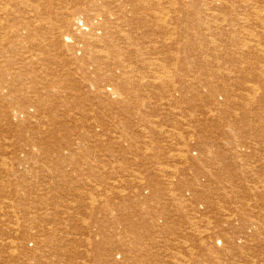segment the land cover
I'll list each match as a JSON object with an SVG mask.
<instances>
[{
    "label": "rangeland",
    "instance_id": "rangeland-1",
    "mask_svg": "<svg viewBox=\"0 0 264 264\" xmlns=\"http://www.w3.org/2000/svg\"><path fill=\"white\" fill-rule=\"evenodd\" d=\"M90 1L100 0H41L40 10L36 9L38 0H0V8L8 11L16 5L9 15L0 16V23L8 25L0 29V56H8L18 63V88L29 92L32 87L34 93L53 91L58 94L47 103L52 111L47 105L35 102L31 93L30 101L24 102L16 96L14 105L21 109L18 116L22 121L18 125L0 117V189H3L0 190V264H225L231 259L235 260L234 264H243L239 262L240 251L235 247L227 250L225 258L216 256V250L222 252L224 246L217 240L215 243L213 238H206L205 227L190 230V224L198 221L203 225L210 219L215 223L214 232L228 233L231 237L238 231L251 234L254 227L260 229L264 241V196L253 200L246 197L256 187L264 185V54L254 53L252 47V44H264V25L226 21L227 36L221 39L209 35L195 38L198 29L194 24H189L187 29L179 27L177 22L176 26L173 24L178 32L174 43L168 38L165 41L155 19L145 16L132 25L125 24L128 27L124 30L116 24L108 25L107 30L98 24L95 37L100 41H109L110 31H129L139 47L129 50L128 45L115 43L116 49H122L115 58L123 60V66L117 68L101 63L80 71L77 66L88 54L74 52L69 41L57 45L58 35L52 27L64 29L66 26L59 19H52L50 14L73 11L79 5L94 9ZM144 3V0H127L122 7L137 10L139 16L162 9L160 5ZM179 3L192 8V4ZM193 4L204 9L200 0H194ZM177 9L180 10L178 4ZM194 18L197 21L199 15ZM198 23L203 29L214 26L203 21ZM244 30L254 31L257 37H249L248 33L246 36ZM140 31L144 34H139ZM76 34L83 40L90 38L88 31ZM164 41L168 44L166 47L161 43ZM80 42L76 47L81 46ZM178 47L182 50L178 51ZM99 52L93 51L90 55L97 56ZM165 56L178 58L177 65L168 61L162 63L164 67L159 65L157 61ZM168 70L178 87L175 93L171 86L163 87L158 79ZM10 71L0 67V87L10 86L16 90ZM36 73L44 79H50L52 73L51 78L56 83L34 85L29 76ZM96 75L103 78L100 96L89 97L96 91ZM156 78L158 82L153 84ZM248 87L250 91L261 87L257 99H249ZM115 89L119 92L118 98L128 104L124 110L114 99L103 96L104 91ZM73 97L78 100L74 102ZM2 101L4 109L0 111L15 108L10 107L8 100ZM182 113L188 116L187 120H181ZM51 123L56 126L52 128L53 134L40 137L38 133L47 132ZM249 124L260 128L256 133H248ZM123 125L124 135L117 134L115 129ZM189 125L199 127L194 138H190V145L196 147L198 140L204 143L206 150L194 151L196 154L190 155V162L182 164L174 158L180 148L176 134L180 130L187 133ZM100 137L103 142L98 141ZM118 140L125 144L124 140L132 144L134 140L141 148L140 155L133 153L132 147L113 145ZM154 142L163 145L159 155ZM58 145L62 148L57 149ZM68 154L71 157L68 158ZM110 156L114 157L113 161L106 162ZM149 158L155 161L150 162ZM115 161L126 172H118L121 170L115 169ZM174 167L188 171L173 179L168 169L174 170ZM92 176L99 181L90 182ZM186 180L188 182H184ZM234 195L242 197L244 202L239 203ZM186 203L190 208L186 213L193 210L188 216L182 214ZM216 206L232 211L238 219L231 221L236 228L224 226L227 221L218 210L213 211ZM46 211L47 222L39 228L38 224L42 223L36 224L34 220ZM224 217L230 218L228 213ZM241 226L249 229L240 230ZM203 230L204 237H199ZM253 239L258 241L259 237ZM46 240H52L49 241L52 244L46 246L42 242ZM263 243H252L251 251L256 257L264 256ZM117 257L118 261L113 263L111 259Z\"/></svg>",
    "mask_w": 264,
    "mask_h": 264
},
{
    "label": "bare ground",
    "instance_id": "bare-ground-1",
    "mask_svg": "<svg viewBox=\"0 0 264 264\" xmlns=\"http://www.w3.org/2000/svg\"><path fill=\"white\" fill-rule=\"evenodd\" d=\"M43 1H46V0H43ZM79 1V0H78ZM81 1V0H80ZM127 0H114L112 3H109L107 0H100V1H90V6L91 7H94V9H88L89 7H83L81 5L79 6H75V8H73V11H64L63 13H60V12H52L50 14V17L52 19L54 18H57L60 20V22L63 24V26H66L64 29L60 26H51L53 29L52 31H56V34L58 35L57 36V39H58V43L57 45H61V42L65 41V42H68V43H71L73 44V51L74 52H82L83 54H88L81 64V66H77L80 71H82V69H84L85 67H89V66H97V65H101L102 64H107V65H113V66H116L117 68L121 67L124 65V61L123 60H116V55H119L122 51V49H116L117 45L114 46L115 43H118V42H122L123 44L125 45H128L129 46V50L130 49H134V48H138L139 45L137 44V41H136V38L133 36V34L130 35V32L129 31H117V32H108V35L110 36V38L108 37V40L109 41H106V42H103V41H100L99 39H97L95 36L97 35V29H98V24L99 26L101 27H106V30L109 28L108 25L110 24H116V25H120V28L122 30H124V28L128 27L127 25L125 24H130L132 25V23L135 21V20H138V19H141V16H145V17H148L150 19H155V21L157 22V25H159L158 27V31L162 32L164 34V39L166 41V39L168 38L170 41L174 40L176 43V40H177V30L175 28V26L177 25V22L180 24L179 27H188L189 24H194L198 30H196V37L195 38H203L204 35H209L211 37H219V38H224V36H227L226 32H225V22L228 21V23H233L235 21H242V22H247V23H258V24H261V25H264V0H200L204 5V9L203 8H200V7H195L196 4H193L194 0H144L146 1V5L148 6H157L159 7L158 5H160L162 7V9H158L156 11H153V9H151L153 12H150L149 14L147 15H140L139 16V13L137 10L135 9H124L122 7V3L125 2ZM41 0H38V3L36 5V9L37 10H40V3ZM189 3V4H192V8L190 9L188 6H181V4L179 3ZM116 6V7H113V5ZM177 4L179 5L180 7V10L177 9ZM134 5H140V3H135ZM16 8V5L13 6V8L11 10H6L5 8H0V16H5V15H9L14 9ZM114 11V13L112 14V10ZM71 10V9H69ZM208 13V14H205ZM179 13V14H178ZM201 13H204V15L202 16ZM199 15V18L197 19L198 22H204V23H207L208 25L210 23H213L211 25H214V26H208L206 27V29H203L202 28H199L200 25L199 23L196 21V19L194 18L195 15ZM81 16V17H78ZM102 15V16H101ZM104 16V17H103ZM74 18L72 20V22L70 23V19L71 18ZM224 19V20H223ZM170 22H169V21ZM95 21H98L95 23ZM209 21V23H208ZM78 22V23H77ZM169 25H168V24ZM246 23V24H247ZM0 29L1 28H6L8 25L5 23H0ZM70 24H71V27H70ZM175 26H174V25ZM188 29V28H187ZM88 31L89 36L90 38L86 39V40H83L82 37L78 36L76 33H78L79 31ZM78 31V32H77ZM242 31V30H241ZM246 31V32H245ZM244 32L246 33L245 35H247V33L249 34V37H253V38H256L257 35L254 31H248V30H244ZM240 33V32H239ZM139 34H144L143 31H140ZM259 34V33H257ZM237 35V34H234V36ZM261 35V34H260ZM83 36V35H82ZM86 36V35H85ZM262 36V35H261ZM166 37V38H165ZM80 39L82 40V42L78 41L77 40ZM85 38V37H84ZM264 38V37H263ZM96 41H95V40ZM259 39V38H258ZM61 40V41H60ZM263 40V39H262ZM130 41L131 42V46H130ZM161 42L162 44L164 43L166 47V45H168L166 42ZM81 44V46H78L76 47V44L79 43ZM75 43V44H74ZM171 44L170 46L174 45ZM192 43H190L191 45ZM250 44H252L250 42ZM258 44V43H257ZM262 44V43H261ZM254 45L252 44V47L255 49L254 50V53H257V54H264V44L263 45ZM85 45H87V47H85ZM249 45V44H248ZM247 45V46H248ZM250 46V45H249ZM110 47L113 48V51L109 52L110 50ZM118 48V47H117ZM123 48V46L121 47ZM154 48V47H153ZM205 50H206V47L204 46L203 47ZM221 48V47H219ZM97 50H100V52L97 54V56H95V54L92 56L90 55L93 51H97ZM153 50V49H152ZM151 50V51H152ZM179 50H182L181 47H178V51ZM205 50H201V51H205ZM221 50V49H220ZM158 51V50H157ZM218 51V50H217ZM223 51V50H221ZM105 52V53H104ZM219 53V52H218ZM147 54V53H146ZM44 56V55H43ZM159 56V55H158ZM0 58H4V60L2 61L1 60V68L4 69V71H10V74L11 76L13 77L12 78V84L16 87V90L11 88L10 86H5V87H0V109H4V103L2 100H8L11 104L10 107H15L16 105H14V99L16 96H18V98L24 100L25 101H30L32 99H30L29 97V94L31 93V97L36 101L42 103L43 105H47V103L49 102L50 99H54V98H57L58 97V94H56L55 92L51 91V92H48V91H44V92H33L32 90V87L30 88L31 90L28 92L27 90H25L24 88H18V63L13 60L12 58L8 57V56H5V55H2L0 56ZM96 58V59H95ZM157 58V57H156ZM95 59V60H94ZM44 60V59H43ZM94 60V62H90ZM158 60V59H157ZM156 60V61H157ZM33 63H36L34 60H31ZM153 61V60H152ZM165 61H168L171 65L176 64V62L178 61V58H176L175 56H169V57H163L162 59H159V65L163 66L162 63L165 62ZM181 61V59L179 58V62ZM31 62V63H32ZM155 62V61H154ZM30 63V65H31ZM32 63V65H33ZM229 63V62H228ZM28 65V64H27ZM35 65V64H34ZM157 65V64H156ZM158 65V66H159ZM4 67H8L7 69H5ZM25 67V66H23ZM164 67V66H163ZM9 69V70H8ZM29 69V68H27ZM157 69V68H156ZM159 69V68H158ZM161 69V68H160ZM165 69V68H164ZM167 69V68H166ZM23 70V69H21ZM25 70V69H24ZM48 70V69H47ZM29 71V70H28ZM131 72V70H130ZM135 72V70H134ZM137 72V71H136ZM177 72V71H176ZM22 73V72H21ZM24 73V72H23ZM160 73V72H159ZM162 73V72H161ZM170 71L168 70V72L166 71H163V75L165 74V76H163L161 74V76L158 78L159 79V82H163L162 83V86L163 87H169L171 86L172 88V93H175L178 89L177 85L175 86L174 85V79L173 77L170 76ZM173 73V72H172ZM51 74V77H53L52 73ZM135 74V73H134ZM20 75V74H19ZM41 74L39 73H36L35 75L33 76H29V79L30 81L34 84V85H37L39 83H44V82H47L48 84H51V83H56L55 79L54 78H51L50 79L46 78H42V76H40ZM136 75V74H135ZM49 76V75H48ZM57 76V75H56ZM154 76V75H153ZM159 76V75H158ZM156 76V77H158ZM177 76V75H176ZM58 77V76H57ZM62 78V77H61ZM27 79V78H26ZM57 79V78H56ZM59 79V77H58ZM96 81L94 83L95 87H93L96 91L93 93V95L89 96V97H96L97 95L100 96V94L98 93L99 92V86L102 82V76L101 75H96ZM23 81H25L24 79H22ZM89 80V79H88ZM21 81V78L19 79V82ZM28 81V80H27ZM26 81V82H27ZM58 82V81H57ZM61 81H59L60 83ZM157 83L158 80L157 78L155 79V81H152V83ZM21 83V82H20ZM23 83V82H22ZM29 83V82H27ZM123 83H126V81ZM153 83V84H154ZM160 84V83H159ZM158 84V85H159ZM2 85V82L0 81V86ZM22 85V84H21ZM30 85H32L30 83ZM138 85V84H136ZM140 85V84H139ZM148 85H151L150 83ZM134 86V85H133ZM161 86V85H160ZM36 87V86H35ZM124 88L123 89H126V85L123 86ZM135 87V86H134ZM139 87V86H137ZM143 87V86H142ZM140 88V87H139ZM251 88V87H250ZM47 89V88H45ZM29 90V89H28ZM246 90V89H245ZM248 91L246 93H250L249 94V99H257L258 98V94H259V91L261 90V87H254L251 89H247ZM3 93H6L5 95ZM255 93V94H254ZM121 95H125L123 94L122 92H120ZM119 92H117V90H112L110 92H107V91H104L103 92V96L107 97L108 99H114L116 102H117V105L121 106L123 108V110L127 107V103L125 101V99L123 98H118L119 96ZM5 96V98H3ZM35 97V98H34ZM153 97V96H152ZM75 98V97H73ZM184 100H187L186 98H183ZM21 100V101H22ZM55 100V99H54ZM78 100V98H75L74 102H76ZM143 101V100H142ZM7 102V101H6ZM141 102V101H140ZM159 102V101H158ZM168 103H171V102H168ZM7 104V103H6ZM144 104V103H143ZM142 104V105H143ZM181 104V103H180ZM141 105V104H140ZM151 105V104H150ZM184 105V104H183ZM48 106V105H47ZM54 106V105H53ZM62 106V105H61ZM145 106V105H144ZM169 106V105H168ZM49 109L52 111V108H50L51 106H48ZM59 107V106H58ZM176 107V106H175ZM175 107L172 109H174V112H175ZM56 108V107H55ZM152 108V107H151ZM150 108V109H151ZM155 108V107H154ZM7 109V108H6ZM54 109V108H53ZM153 109V108H152ZM171 109V108H170ZM8 110V109H7ZM7 110H3V111H0V117L1 118H8L12 124V121H14L17 125H18V122H22L20 120V117L18 116V112L21 110L18 109V107H15L14 109L10 110V111H7ZM60 110V109H59ZM56 111V110H55ZM156 111V109H155ZM170 111V110H169ZM184 111V110H182ZM154 112V111H153ZM157 112V111H156ZM171 112V111H170ZM147 113H149V111H147ZM146 113V114H147ZM155 113V112H154ZM172 113H173V110H172ZM141 114V113H140ZM143 114V113H142ZM141 114V116H143ZM153 114V113H152ZM170 114V113H169ZM174 114V113H173ZM185 113H182L181 115V120H187L188 116L187 115H184ZM171 115V114H170ZM145 116V114H144ZM174 116V115H173ZM176 116V115H175ZM177 117H180V116H177ZM245 117V116H244ZM248 119V117L246 118ZM157 120V119H156ZM163 120V119H162ZM48 122V121H47ZM51 121H49L50 123ZM194 123V122H193ZM5 124V123H4ZM154 124V123H153ZM169 125V124H168ZM176 125V124H175ZM50 128L48 129V131L46 132H43L42 130L38 133V135L40 137H45V136H48L50 134H53L52 132V128H55L56 126L51 125L49 124ZM123 126H120L118 127L116 130L117 134H122L124 135V130H123ZM154 126V125H153ZM152 126V127H153ZM171 126V125H170ZM256 127V125H254ZM253 126V124H249L247 126L248 130H250L248 133H254L256 129L260 128H256ZM155 127V126H154ZM173 127V125L171 126ZM189 128L187 133L186 132H183V131H178L177 134H176V139L180 145V148L178 147V155H175L174 158H178V159H175V160H179L182 164L183 163H188L190 162L191 158H190V155L193 153V154H196V152L198 153V150H206L205 146L203 147L202 145L204 143H199L198 140L197 142H195V146L196 147H192V141L191 143L189 142L190 138L193 137L194 138V135L198 132L199 130V127L198 126H192V125H189L188 126ZM173 129V128H171ZM2 130V129H1ZM7 130V129H6ZM183 130V129H182ZM12 131V130H11ZM172 131V130H171ZM243 131V130H242ZM245 131V130H244ZM253 131V132H252ZM3 132H6L3 130ZM161 132V131H160ZM176 132V130H175ZM174 132V133H175ZM202 133L204 132V130L201 131ZM2 133V131H1ZM173 133V134H174ZM186 133V134H185ZM256 133V132H255ZM96 134V133H95ZM97 134H102V132H98ZM96 134V136H98ZM169 134V133H168ZM172 134V133H171ZM164 135V134H163ZM166 135V133H165ZM161 136V135H160ZM172 136V135H170ZM169 136V137H170ZM7 137V136H6ZM168 137V138H169ZM155 138V137H154ZM153 138V139H154ZM158 138V137H157ZM160 138V137H159ZM163 138V137H162ZM173 138V137H172ZM192 139V138H191ZM5 140V139H4ZM7 140V139H6ZM5 140V141H6ZM143 140L145 141V139L143 138ZM150 140V139H149ZM157 140V139H156ZM170 140V139H169ZM172 140V139H171ZM174 140V139H173ZM172 140V141H173ZM8 141V140H7ZM6 141V142H7ZM98 141H102V137L98 138ZM143 141V142H144ZM147 141V139H146ZM160 141V139H159ZM4 142V141H3ZM103 142V141H102ZM112 142V141H111ZM125 143H120L119 140L117 142H113V145H121V146H124V147H132V152L137 154L138 155V151L141 149L139 148L138 144L133 140V144L128 141V140H124ZM150 142V141H149ZM161 142V141H160ZM194 143V141H193ZM197 143V144H196ZM153 144H155L156 146V154L159 155L161 152H162V148H163V145L161 147V145L159 144V142H154ZM164 144V143H163ZM137 145V146H136ZM143 145V144H142ZM141 145V146H142ZM165 145V144H164ZM168 146L170 144H167ZM5 146V145H4ZM145 146V145H144ZM172 146V145H171ZM174 146V145H173ZM178 146V145H177ZM176 146V147H177ZM207 146V144H206ZM1 147V145H0ZM3 147V146H2ZM42 148V146H40ZM147 149H148V145L146 146ZM150 147H151V144H150ZM175 147V148H176ZM5 148V147H4ZM57 149H61L62 148V145H58L56 147ZM165 148V147H164ZM170 148V146H169ZM43 149V148H42ZM172 149V148H171ZM174 149V147H173ZM18 151V148L16 149ZM167 150V149H166ZM15 151V150H14ZM16 151V152H17ZM142 151H143V148H142ZM140 152L141 155L143 152ZM145 151V150H144ZM155 151V150H154ZM196 151V152H194ZM148 152V151H147ZM151 153H153V150L150 151ZM174 152V151H172ZM177 152V151H176ZM155 154V153H154ZM177 154V153H176ZM172 155V153H171ZM211 155H213V153H211ZM16 156V155H15ZM18 156V155H17ZM68 158L71 157V154H68L67 155ZM136 156V157H137ZM143 156V155H142ZM146 156L145 155V160L146 159ZM17 158V157H16ZM153 158V157H152ZM152 158H149L150 159V162L151 160H154L155 159H152ZM157 158V156H156ZM163 158V157H162ZM18 159V158H17ZM114 157L113 156H110V159L107 160L106 162H109V161H113ZM3 160V159H2ZM50 160V159H49ZM158 160V159H157ZM174 160V159H173ZM71 161H74L76 163L80 162L78 160H71ZM142 161V159H141ZM2 162V161H1ZM0 162V163H1ZM4 162V161H3ZM135 162V161H134ZM134 162H132L134 164ZM146 162V161H145ZM148 162V161H147ZM137 163V162H136ZM155 163V162H154ZM37 164V163H35ZM101 164V163H100ZM132 164V165H133ZM144 164V163H142ZM150 164V163H149ZM82 165H86V166H89L91 167L92 165L89 164V163H82ZM81 165V166H82ZM102 165V164H101ZM115 169L117 170H121V171H118V172H126V169L117 165V161H115ZM137 165V164H135ZM151 165V164H150ZM158 165V164H157ZM3 166H6V165H3ZM103 166V165H102ZM134 166V165H133ZM142 166V165H141ZM155 167V164L153 165ZM152 166V167H153ZM135 167V166H134ZM145 167V165L143 166ZM164 167V166H163ZM136 168V167H135ZM138 168V167H137ZM175 168V169H174ZM173 169L175 170H171V169H168L169 171V174L171 173L173 176L172 178L173 179H176V176L178 174H181V173H185L188 171L187 168H184V167H181V168H177V167H174ZM161 169V168H160ZM155 170V169H154ZM261 170V169H260ZM89 171V170H88ZM160 171V170H159ZM57 172V171H56ZM165 172V171H164ZM93 172H91V175ZM264 173V171H263ZM14 175V173H12ZM120 174V173H119ZM96 175V174H95ZM132 175H134V173L132 172ZM131 175V176H132ZM152 175V174H151ZM90 177V176H89ZM70 178V177H69ZM171 179V178H170ZM94 178L92 176V179L90 182H93ZM72 181V180H70ZM95 182L96 181H99L98 179L94 180ZM109 181V180H108ZM115 182V181H114ZM184 182H188V180L184 181ZM69 184V183H68ZM110 185H112V187L114 186L113 184L109 183ZM108 184V185H109ZM86 185V184H85ZM185 185V184H184ZM84 186V185H83ZM96 187V186H95ZM99 187V186H98ZM110 187V186H109ZM111 187V188H112ZM82 189V188H80ZM0 190H3V189H0ZM112 190H115V188H113ZM57 191V190H56ZM78 191V190H77ZM94 191V190H93ZM255 191V192H254ZM253 192H249L248 195H246L247 198L249 199H258L259 197L261 196H264V185L262 186H258L254 189ZM4 192V191H3ZM13 193L15 191H12ZM64 192V191H63ZM69 192V191H68ZM96 192V191H95ZM94 192V193H95ZM36 193V192H35ZM81 193V192H80ZM240 193V192H239ZM66 194V193H65ZM86 194V193H85ZM9 195V194H8ZM81 195V194H80ZM78 195L79 198H81V196L83 195ZM87 195V194H86ZM60 196V195H59ZM85 197V196H83ZM234 197L237 199V200H240L239 203H243L244 201L241 200L242 197H240L239 199V196H235ZM245 197V196H243ZM193 205V204H191ZM114 205H112L113 207ZM18 207V205H17ZM35 207V206H33ZM93 207V206H92ZM97 207V206H96ZM116 207V206H114ZM67 208V206H66ZM4 209V208H3ZM15 209V208H14ZM38 209V208H37ZM48 209V208H47ZM190 209L189 208V204H185L183 207H182V214H185L186 211ZM52 210V209H51ZM65 210V209H64ZM99 210V208H98ZM216 210L219 211L220 215L222 216V218L224 219V221H227V223H225L226 225H224L225 227H228V229H234L236 228L235 226L237 225H233L232 222L233 220L235 221H238V219L233 216L232 214V211L227 208V207H223V206H216V208L213 209L214 212H216ZM193 210H190L188 211L185 216H188L189 213H191ZM197 211V210H196ZM37 212V211H36ZM165 212L166 209H165ZM198 213V211H197ZM225 213H228L229 214V217L228 219H226L224 216H225ZM48 214V212L46 211L45 213H43L42 217H39V218H35L36 220H34V222L36 224L38 223H42V224H38L39 225V228L44 224H46L47 222V219H45L44 217H46ZM6 215V214H5ZM30 215V214H29ZM34 215V214H33ZM51 217V216H50ZM2 218V217H1ZM53 218V217H52ZM51 219V218H50ZM49 219V220H50ZM229 221V222H228ZM232 221V222H231ZM203 222V221H202ZM215 223H212L210 222V219L208 221H205L203 222V225L202 223L200 224L198 221H193L191 222L190 224V230H196L198 231L199 229H204L203 227H205L206 229V232H207V237L206 238H213L215 240V243H216V240L219 242V244L221 243L223 246H224V249L221 251H217L216 250V256H221L224 257L226 256V253H227V250L228 249H231V248H234L235 249L237 248L239 251H240V256L239 257V262L240 263H243V264H264V256L261 255L260 257L257 255V257L254 255L253 251H251V247L253 246L252 243H261V242H264L262 241V233H260V229H256L253 227L254 229V232L249 234V232H243V231H238V232H235V230H231L232 233L235 234L234 237H231L228 233H225V230L223 231L225 234L222 235L220 233H216L214 232V230H216V227L214 226ZM233 226V227H232ZM240 227V226H239ZM38 228V227H37ZM249 229V228H245V227H242L241 226V229ZM32 230V229H31ZM24 231V230H23ZM228 231V230H227ZM4 232V231H3ZM56 232V230L54 231ZM204 232L201 231L200 235H198L199 237H204V235L202 234ZM229 232V231H228ZM26 233V232H25ZM188 233H186L185 235H187ZM254 237H259V240L256 241L254 240L253 238ZM33 238V237H32ZM31 238V239H32ZM36 238V237H34ZM41 239V238H40ZM122 239V238H121ZM38 240V239H37ZM74 240V239H73ZM49 241H52V240H46V241H42L43 243L46 244V246H48L49 244H52L50 243ZM77 241V240H76ZM66 242V241H65ZM41 243V241H40ZM75 243H78L75 242ZM214 243V245H215ZM74 244V243H73ZM264 244V243H263ZM256 246V245H255ZM259 246V245H258ZM262 246V245H260ZM263 247V246H262ZM216 248V247H215ZM264 248V247H263ZM61 249V248H60ZM53 250V249H52ZM51 250V251H52ZM254 250V249H253ZM256 250V248H255ZM50 251V250H49ZM54 251V250H53ZM245 251V252H243ZM247 251H249V253H246ZM224 252V253H223ZM55 253V252H54ZM64 253V252H63ZM256 254V253H255ZM119 255V254H118ZM228 257L230 258L231 256L228 255ZM259 257V258H258ZM57 258V257H56ZM120 258V257H119ZM225 258V257H224ZM222 258V259H224ZM256 258V259H255ZM53 259V258H52ZM231 259V258H230ZM62 260V259H61ZM113 263H115V260L118 261V257L117 259H111ZM56 261V260H55ZM60 261V260H59ZM231 262H228V263H225V264H234L235 260H230ZM52 262V261H51ZM250 262V263H249ZM236 263V262H235ZM118 264V263H117ZM238 264V263H237Z\"/></svg>",
    "mask_w": 264,
    "mask_h": 264
}]
</instances>
